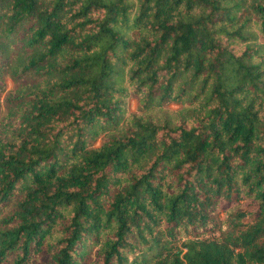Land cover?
<instances>
[{"label":"trees","instance_id":"obj_1","mask_svg":"<svg viewBox=\"0 0 264 264\" xmlns=\"http://www.w3.org/2000/svg\"><path fill=\"white\" fill-rule=\"evenodd\" d=\"M260 38L264 0H0V264H264Z\"/></svg>","mask_w":264,"mask_h":264},{"label":"rangeland","instance_id":"obj_2","mask_svg":"<svg viewBox=\"0 0 264 264\" xmlns=\"http://www.w3.org/2000/svg\"><path fill=\"white\" fill-rule=\"evenodd\" d=\"M260 43L262 45H264V38H260ZM19 50H17L16 52H18ZM2 85H3V90L0 92V99L2 101V99L4 98V96L6 95L7 92L13 90L15 88L14 83L12 82V80L8 77V76H3L2 78ZM168 108L170 110H180L181 109V105L177 104V103H170L168 105ZM4 113V109L3 107H1V112H0V116L3 115ZM138 113V103H137V99L132 96L129 95L128 100H127V108H126V114L125 117L128 118L133 114ZM105 138L103 135L100 136V138L93 144L94 148H99L103 142H104ZM233 207L232 212L229 216H227L226 210L224 209H219L218 211H216V217L218 220L222 221H227L229 217H233L234 214H238V213H244L246 215L245 219H242V222L244 224H247L251 221V215L254 213V205L253 202L250 199L247 198H241L239 200H232L229 203V207ZM227 224V223H226ZM217 236V234L214 235V237Z\"/></svg>","mask_w":264,"mask_h":264}]
</instances>
